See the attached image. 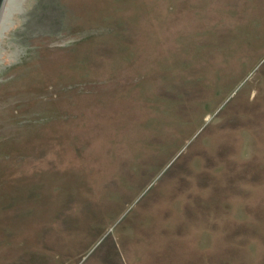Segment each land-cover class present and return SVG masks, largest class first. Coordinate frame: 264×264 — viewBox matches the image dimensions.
Listing matches in <instances>:
<instances>
[{"label":"rangeland","instance_id":"374dc122","mask_svg":"<svg viewBox=\"0 0 264 264\" xmlns=\"http://www.w3.org/2000/svg\"><path fill=\"white\" fill-rule=\"evenodd\" d=\"M0 264H264V0H4Z\"/></svg>","mask_w":264,"mask_h":264},{"label":"water","instance_id":"95a60500","mask_svg":"<svg viewBox=\"0 0 264 264\" xmlns=\"http://www.w3.org/2000/svg\"><path fill=\"white\" fill-rule=\"evenodd\" d=\"M3 2H4V0H0V11H1V8H2V5H3Z\"/></svg>","mask_w":264,"mask_h":264}]
</instances>
